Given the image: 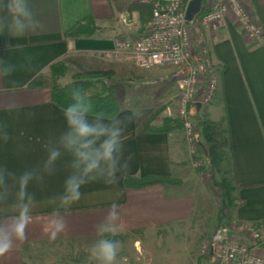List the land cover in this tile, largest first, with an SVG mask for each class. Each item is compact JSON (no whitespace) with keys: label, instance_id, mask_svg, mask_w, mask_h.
<instances>
[{"label":"crops","instance_id":"0c3cea01","mask_svg":"<svg viewBox=\"0 0 264 264\" xmlns=\"http://www.w3.org/2000/svg\"><path fill=\"white\" fill-rule=\"evenodd\" d=\"M143 1L29 0L39 27L23 36L0 33V70L13 69L10 75H0V170L6 171L9 185L8 199L0 201V229L9 228L18 215L15 179L33 170L42 176L27 188L34 195L27 238L14 241L12 250L0 256V264H99L89 250L107 237L120 241L114 264H153L158 249L170 262L177 243L187 256L177 257L172 264L198 263L199 239L191 234L200 230L195 216L203 211L205 200H199L201 179L183 131L143 130L146 126L160 129L166 120H174L172 105L163 107L175 99L176 82L184 71L139 70L114 47L115 41L134 40L142 33L146 25L141 26L138 12L130 7ZM258 7L264 8V0H250L257 20ZM87 19L97 29L94 34L65 38ZM196 34L198 50L216 69V95L204 119L215 127L208 145L221 158L218 176L229 178L236 198L222 237H237L242 227L264 223V37L261 33L257 40L247 39L232 17L217 31L197 27ZM58 63L65 68L56 81L59 86L76 74L101 71L112 72L113 81L147 87L141 99L129 92L115 93L118 115L127 125L126 172H117L116 184L95 180L82 185L80 199L63 207L59 197L73 174L71 153L62 150L52 171H44L49 149L58 147L69 130L64 111L51 100V67ZM167 77L175 80L166 82ZM203 94L201 86L195 101ZM127 177L166 178L179 184L126 189ZM113 203L120 215L115 235L98 228ZM61 222L64 227L58 231ZM130 254L133 262L125 258Z\"/></svg>","mask_w":264,"mask_h":264},{"label":"clouds","instance_id":"9594fccd","mask_svg":"<svg viewBox=\"0 0 264 264\" xmlns=\"http://www.w3.org/2000/svg\"><path fill=\"white\" fill-rule=\"evenodd\" d=\"M37 27L39 22L35 19L29 0H0V33L7 31L15 36H23ZM12 70L11 66L4 67L0 70V75H10ZM71 97L74 103L64 109L69 130L60 138L58 147L49 149L44 165V171L50 173L62 150L71 153L73 157V174L65 180L64 194L59 197L62 207L70 206L80 199L82 185L95 180L116 184L117 172H126L128 168V161L123 160L126 122L115 113L107 117L104 113H95L93 119L89 120L92 105L87 93L82 88L75 87L71 90ZM5 175L6 171L0 170V201H6L9 196ZM34 179L42 180V176L35 170L25 171L15 179L18 186L15 193L18 215L13 218L9 228L0 229V256L12 250L14 241L27 238L26 227L31 220L30 210L34 205V195L27 188ZM118 207L116 203L110 206L104 222L98 226L101 232L116 234L120 220ZM63 227L61 222L57 230ZM119 248V240L103 238L95 242L89 251L99 264H114Z\"/></svg>","mask_w":264,"mask_h":264},{"label":"built area","instance_id":"2783aa9c","mask_svg":"<svg viewBox=\"0 0 264 264\" xmlns=\"http://www.w3.org/2000/svg\"><path fill=\"white\" fill-rule=\"evenodd\" d=\"M192 0H144L152 4V16L140 36L134 40L115 41L117 51L124 53L126 60L142 71L174 69L186 74L176 82V116L182 123V131L191 155L195 152V127L189 112L191 104H209L216 95V69L206 55L202 73L190 65L191 38L186 21V9ZM197 25L202 31H217L223 28L228 17L237 23L241 33L249 40L261 36V26L250 11V0H201ZM204 94L195 101L199 88ZM235 237L223 236L215 248L212 264H264V223L246 226ZM202 254L205 253L204 247Z\"/></svg>","mask_w":264,"mask_h":264},{"label":"trees","instance_id":"16d2710c","mask_svg":"<svg viewBox=\"0 0 264 264\" xmlns=\"http://www.w3.org/2000/svg\"><path fill=\"white\" fill-rule=\"evenodd\" d=\"M133 10H136L139 14L141 26L145 25L152 16V4L151 3H139L137 5H133L130 7ZM204 12V8H202L201 12L196 16H200ZM257 18L261 25L262 36L264 37V8L258 7L256 8ZM97 31L95 28L93 21L91 19H87L82 24H78L72 31L65 35V38H78L82 36H91ZM201 55H195L191 58V61L198 67V70L202 72L204 79H207L205 71L202 68V63L204 61L201 58ZM203 59V60H202ZM209 60V58L207 57ZM210 61V60H209ZM64 65L62 63L55 64L51 67V72L54 77V81L51 88V100L52 102L61 110L64 111L70 104L74 103L71 97V90L75 87L82 88L86 93L89 90L100 87L101 93L99 95L88 96L89 101L92 105V116L95 113H104L105 117L110 116L112 114H118V107L115 100V86L113 85V77L114 74L112 72H84L76 74L72 77V80L64 85H57L56 81L58 78L64 75ZM198 104H191L189 107V112L192 115L195 127V136H202L207 143L211 142V134L210 127L206 125L199 116ZM173 129H182L181 121L176 120H166L163 124V127L160 129H152L147 126L144 127V131L151 132H159V133H167ZM196 161L199 159L197 156L193 157ZM202 162L206 164V166L210 169L211 174L219 175L220 174V163L221 158L216 154L213 149L207 150L204 155ZM178 185V182L170 181L166 178H156V177H147L142 179H134V178H125L124 186L126 189H141L148 186L154 185ZM221 191L227 196V203L231 207L232 201L230 199V190L227 187L226 179H221ZM111 239L110 237H107ZM198 259V263L199 264Z\"/></svg>","mask_w":264,"mask_h":264},{"label":"rangeland","instance_id":"374dc122","mask_svg":"<svg viewBox=\"0 0 264 264\" xmlns=\"http://www.w3.org/2000/svg\"><path fill=\"white\" fill-rule=\"evenodd\" d=\"M150 21V20H149ZM149 21L145 24L147 25ZM129 25V24H128ZM197 18L195 17L192 21V23L189 25L190 30V38H191V58L195 54L198 55H206L204 51L198 50V35L197 33ZM262 33V29H261ZM199 51V52H198ZM194 53V54H193ZM203 58V57H201ZM193 59V58H192ZM206 59V58H203ZM202 59V60H203ZM190 65L192 68L198 69V67L193 63V61L190 60ZM199 71V70H198ZM172 71H169V73ZM201 72V71H200ZM202 73V72H201ZM186 73L181 72V75L184 76ZM179 75V74H178ZM72 80V79H71ZM175 78L167 77L166 82H172ZM69 82V81H68ZM113 85L115 86V93L117 92L118 95L120 94H127L128 92L133 95L135 99L142 98V96L145 94L147 87L143 86H137L135 84L130 85L125 82H120L119 80L112 81ZM68 84V83H67ZM66 85V84H65ZM64 86V85H61ZM101 93L100 87H95L88 91L89 96L93 95H99ZM174 98L172 99L171 103L166 104L163 108L172 105L171 108H173V114L175 115L174 120L179 121L176 116V105H174ZM209 104L203 105L202 109L200 110L199 116L201 120L204 122V119H207V110H208ZM169 107V108H170ZM175 112V113H174ZM173 115V116H174ZM206 124V123H205ZM208 125V124H206ZM209 126V125H208ZM210 127V126H209ZM182 130V129H180ZM215 130V127H210V134H211V141H212V132ZM195 152L193 155L190 154L193 162V168L197 174L200 176L201 181V193H200V199L205 200V207L202 210H198L196 214V218L199 219L200 222L196 224L197 227H199L198 233L194 232L198 240V245L196 248L198 259L200 264H211L212 260L215 256V248L218 242L221 240L223 228L228 226L229 219L232 215L231 207L235 206V194H234V188L231 185V181L229 178L226 179L227 181V187L230 190V199L232 201L231 207L227 203V196L221 191V179L218 175L211 174L210 169L206 166L204 162H202V159L204 155L206 154L207 150L213 149L209 143L205 141V139L202 136H195ZM214 150V149H213ZM197 156L199 159L196 161L193 159V157ZM212 230V231H211ZM209 238V239H208ZM113 239V238H111ZM157 245V244H156ZM179 243H177L174 247L173 259H171L170 262H167L165 259V256L161 254V250L156 251L154 253L153 261L151 263L153 264H172L174 261H176L177 257L181 260H184L183 257L187 256V253L184 252V248L180 245L177 246ZM158 246V245H157ZM204 247L205 253L202 254V248ZM133 253L134 250H131ZM125 258L128 261L133 262L134 256L133 254L125 255Z\"/></svg>","mask_w":264,"mask_h":264},{"label":"water","instance_id":"95a60500","mask_svg":"<svg viewBox=\"0 0 264 264\" xmlns=\"http://www.w3.org/2000/svg\"><path fill=\"white\" fill-rule=\"evenodd\" d=\"M201 0H192L186 9V21L191 23L193 19L200 13ZM200 109V105H197Z\"/></svg>","mask_w":264,"mask_h":264}]
</instances>
